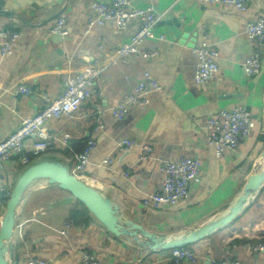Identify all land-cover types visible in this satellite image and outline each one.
Wrapping results in <instances>:
<instances>
[{"label":"crops","instance_id":"obj_1","mask_svg":"<svg viewBox=\"0 0 264 264\" xmlns=\"http://www.w3.org/2000/svg\"><path fill=\"white\" fill-rule=\"evenodd\" d=\"M96 1L111 0H0V29L19 35L11 54L0 51V143L24 119L40 112L45 96L59 98L69 75L98 62L105 70L96 80L93 96L79 113L47 125L53 149L41 154L48 160L60 159L62 152L73 151L74 143L85 145L93 139L96 149L84 180L149 231L175 236L197 229L225 213L246 181L264 165V45H251L246 35L247 24L264 17V0H246L245 12L196 0H131L134 7L151 4L166 15L154 26V38L139 48L140 52L157 51V57L144 59L138 54L126 62L115 60L114 49L130 40L137 22L125 31L112 24L88 30L90 6ZM61 18L69 34L56 38L50 31ZM205 38L218 49L220 70L207 84L197 85L194 47ZM256 50L262 68L251 78L243 63ZM145 72L162 90L150 94L145 107L128 106L126 116L115 119L112 110L134 92ZM22 87L29 93H22ZM234 107L246 109L256 127L237 152L226 151L217 157L208 142L206 120ZM123 140H132L137 147L123 149ZM34 141H27L26 155L32 154ZM144 145L151 146L153 153L142 160ZM77 155L66 161L71 171ZM180 158H197L203 164L189 198L169 208L144 204L146 197L162 188L161 164ZM106 159L112 164L105 165ZM19 161L12 157L3 164V193H11L26 169ZM39 184L27 194L17 216L15 264L31 258L45 259L48 264H79L82 252L92 254L98 264H174L171 251L151 252L116 238L96 220L79 224L69 219L75 203L72 195ZM3 193L0 221L7 196ZM252 202L233 223L192 246L196 263L182 264L220 260L264 264V251L257 248L264 245V186Z\"/></svg>","mask_w":264,"mask_h":264},{"label":"built area","instance_id":"obj_2","mask_svg":"<svg viewBox=\"0 0 264 264\" xmlns=\"http://www.w3.org/2000/svg\"><path fill=\"white\" fill-rule=\"evenodd\" d=\"M150 3L153 0H147ZM204 5H220L234 7L241 12L247 8L246 0H196ZM92 16L88 19L87 29L96 26L112 24L117 30L125 31L131 22H137V31L127 43L114 49L115 60L126 62L131 57L140 54L144 59H155L158 52H140V46L148 39L154 38V26L163 20L166 13L160 12L153 5L145 8L134 7L131 0H111L109 2L96 1L90 6ZM246 35L251 45L261 48L264 45V17L251 21L247 24ZM88 30L86 33H88ZM52 35L66 36L69 34L64 19H58L51 29ZM19 35L9 29H0V51L4 55L12 52L14 43ZM163 39V37H160ZM197 57V69L194 73V83L205 85L219 73L218 49L210 44L205 38L194 47ZM244 70L248 77H253L261 72L260 51L256 50L252 56L243 63ZM100 63L85 66L81 71L67 77L65 91L59 98L51 99L44 97L45 104L40 112L31 118L24 119L20 128L0 143V171L3 164L12 157L19 158L21 165H27L29 159L25 154L26 143L29 139L35 138L32 144V154L52 150L53 141L49 134L47 125L50 122H59L65 117L79 113L81 106L85 104L94 93V87L98 77L104 72ZM134 92L127 94L124 100L118 104L112 114L115 119H123L128 111V106L145 107L148 96L162 90V87L155 81L148 72L142 74V79L135 87ZM22 93L28 94L25 87L20 88ZM208 129V142L214 147L217 157H221L226 151L235 153L239 150L241 142L246 140L254 131L256 124L251 114L244 108L234 107L232 110H223L220 117H210L206 120ZM101 128V126H99ZM96 142L88 140L84 149L75 158V168L71 171L78 179H83V173L90 164L93 152L96 149ZM120 147L126 150L136 148V142L123 140ZM153 153L151 146L144 145L141 159H148ZM111 159L104 161L105 165L112 164ZM163 173L162 188L146 197L143 201L148 205L153 203L157 207H175L178 202L185 201L190 196L191 186L200 176L203 164L199 159L180 158L177 161H168L161 164ZM84 180V179H83ZM4 190L0 187V194ZM68 227H70L68 225ZM258 250L264 251V245H258ZM171 260L174 264L185 262L196 263L197 255L191 248H179L171 251ZM25 264H48L40 258H31ZM79 264H98L95 257L82 252ZM213 264H240L239 262L220 260Z\"/></svg>","mask_w":264,"mask_h":264},{"label":"water","instance_id":"obj_3","mask_svg":"<svg viewBox=\"0 0 264 264\" xmlns=\"http://www.w3.org/2000/svg\"><path fill=\"white\" fill-rule=\"evenodd\" d=\"M55 36L61 37V35ZM261 158L264 163V152ZM42 180H46L48 185L59 187L70 193L76 201L86 206L94 219L116 238H124L127 242L159 253L194 246L219 229L233 223L238 215L253 203L256 194L264 186V169L246 181L235 203L228 207L225 213L197 229L167 236L149 231L142 224L135 223L110 197L85 180L78 179L66 165L56 160H42L26 167L15 182L6 202L0 221V264H15L16 246L13 237L17 216L27 194Z\"/></svg>","mask_w":264,"mask_h":264},{"label":"trees","instance_id":"obj_4","mask_svg":"<svg viewBox=\"0 0 264 264\" xmlns=\"http://www.w3.org/2000/svg\"><path fill=\"white\" fill-rule=\"evenodd\" d=\"M83 146H84V144L81 141L77 142V143H74L73 146H72L73 151L67 150L65 152H62L61 153L62 156H61L60 159L55 158V159H52V160L59 161L60 163H62V164L67 166V164H66L67 159H72L75 154H79L80 151H82ZM27 157L29 159V163L27 165H24L25 167L29 166L31 164L39 163L42 160H46L45 154H41V155L27 154ZM3 194L7 195L6 198L3 200L5 205H6V202L8 201L11 193L10 194L3 193ZM0 216H1V213H0ZM69 219H72L76 223H79V224L82 223V222H85V223L88 224V223H90L93 220L95 221L94 217L92 216L90 211L87 209V207L84 206L82 203L76 201V200H75V203H74L73 207L70 210ZM187 248H192V246H189Z\"/></svg>","mask_w":264,"mask_h":264},{"label":"bare ground","instance_id":"obj_5","mask_svg":"<svg viewBox=\"0 0 264 264\" xmlns=\"http://www.w3.org/2000/svg\"><path fill=\"white\" fill-rule=\"evenodd\" d=\"M264 169V165H263V167L257 172V174H255V175H258L262 170ZM86 180V179H85ZM86 181H88V180H86ZM90 181H88V184H90L89 183ZM43 183H47V181L46 180H42L41 181V184H39V185H42ZM91 183H93V182H91ZM94 184V183H93ZM38 185V184H37Z\"/></svg>","mask_w":264,"mask_h":264}]
</instances>
